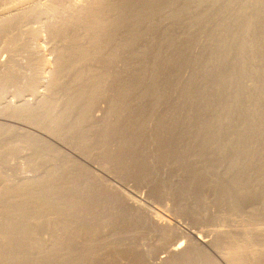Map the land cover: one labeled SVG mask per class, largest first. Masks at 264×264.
Returning a JSON list of instances; mask_svg holds the SVG:
<instances>
[{
	"label": "bare ground",
	"instance_id": "bare-ground-1",
	"mask_svg": "<svg viewBox=\"0 0 264 264\" xmlns=\"http://www.w3.org/2000/svg\"><path fill=\"white\" fill-rule=\"evenodd\" d=\"M91 1H93L91 6L84 7V4H81L84 3V1L79 3V0H76V2H72L71 4L68 0H0V43L2 44V42H4L3 47L7 51L8 55L7 59H5L4 61L0 60V264H68L70 262H72V264H75L78 262H75L74 260L64 262V259L62 263L60 262L61 258L59 259V254L62 251L73 255L75 249H77L76 246L80 242L78 241V244L75 246L73 244L74 237L69 236V234L73 232V230L70 231L72 227L69 224V222L71 223L72 221L71 216H69L70 221L68 223L63 220L66 224H63V237L60 236V238L57 237V239H54V237H51L52 233L48 232L49 237L47 236L48 239L45 238L44 241L42 240L43 238L41 237V232L44 231L43 229H48V231H51L54 227V220L51 221V219L49 218V214L52 215L54 213L53 211H55L56 199H59L57 198L59 194L56 192L54 175L57 174L62 165L59 166L58 162L61 161L59 157V161L54 158L53 154L57 153V149H55L53 145V139L58 138L57 140L61 142V131L64 132V130H70V132H72V129H78L77 126L73 124H68L69 126L66 127L67 119L70 117L69 116L67 118L69 113L71 114L72 111H76V114H78V116L81 115L82 119H84L83 116L85 114H88L87 111L89 109V106L86 107V103H89V101L92 100L94 92L96 91L95 89H98V87L96 80L94 78H91V72H93V69L90 67V65L87 64V62L90 61V59L94 55L100 54L101 43H104L105 45L106 43L110 44L112 37H114L113 30L117 28V25L127 21V17L124 16V12L128 10H125L127 6L124 7L123 5H121L122 3H120V5L117 3L116 5L106 6L105 10L107 11V13L108 11H118L120 12L119 14H122L121 12L124 11L123 15L118 16L119 20H109L108 23L103 26L104 24L102 25L100 23V1L102 0ZM138 1L139 5H135L134 8L136 10L134 12L137 14H142V18H144L147 17L145 15H147L148 13H145V10L147 9L146 5H150L153 1V3L156 4L160 0ZM211 1L213 3L216 1L219 2V0ZM125 2L126 3L124 4L127 5L128 1ZM205 2L206 1H203L204 5ZM129 3L133 5L137 3V0H130ZM162 4L164 3H161V5ZM231 4L233 3L231 2ZM256 4L258 3L256 2ZM235 5L238 6L237 3ZM102 6L104 7L105 5ZM248 8L247 6L241 8L243 14L242 17H239V19L231 20V18L228 16L230 20L227 21L226 25L230 26L231 29L227 32L226 35H228L229 38L228 40L225 39V42H223V45H221L224 48V60L225 62H227V67L226 69H224L225 71L219 72L221 74V78L223 79V81H225V88H223L225 89L224 92H226L223 104L224 107L222 108L221 106V108L223 109L222 111H224V115L221 114L222 116H224L223 119L221 118L223 122L218 120V123L214 125L211 124V128L205 127L204 125L203 128L192 129L190 133L187 132L189 134L188 136H190L189 140L166 144L158 148L164 150L163 152L167 155L168 159L170 158L173 163H175V166H178L182 171L183 177L188 179L190 182L195 183V187L197 185V187L203 188L204 186L205 188H209L213 193L217 195L218 199L220 198L219 200H222L226 203V206H228L229 210L241 216V218H243L244 220L246 218H249V220L251 221L248 224L252 226H250L251 228L249 227L252 230L251 237L247 239L240 238L242 237L241 234H237L243 230L242 227L244 225L242 226V221L240 222L241 225L239 224V226L242 227L233 225L231 226V230H228V228L230 229V225L228 226V228H225L227 229L226 231L223 227H221V231L210 230V227L212 226H210L211 224L209 223V230L206 229L205 231V228H203L204 231L203 229H201V231L187 230V232L185 233L183 231L182 234V231L180 233L177 231V229L179 230V228H177L178 226L175 225L176 221L172 219V217H169L168 215L162 216L160 215L162 213L161 211L160 214L157 211H154L156 208L161 210V207L150 209L153 207V204L147 202L139 195L133 193V196L131 195L132 197L129 198L128 195L130 194H128L126 196V199L123 198V200L122 197L121 199H119V196L117 197V195L115 196V194L113 195L112 193H108V191H100V206L98 205V207H100V210H102L103 212L101 216L102 219L100 220V257L102 256L107 258L106 256L117 253L116 251L119 247L116 246V242H112L114 241V239L111 241V239L109 240L104 238V230L106 231V228H110L112 229V231H115L113 230L117 223V221L115 220L122 218L128 219L129 217L130 220H132L131 218H134V221H149L147 222V224L150 223L156 225L160 233L158 234L160 235L162 240L161 245H157L160 246L159 250L155 251V253L150 250H152L151 245H154L156 242L153 243L152 241V244L150 245V242L147 243L143 241V239H141L142 241L139 240L141 242L132 245L133 247L131 246V243L133 242H128L130 243V245L129 249L127 248V253H129L131 257L134 254V258L136 262H138L136 264H146L145 262L148 261H153V263L155 264L156 262H164V264H216L211 260L212 258L210 259V257L207 256V254L205 255L204 253L202 254L197 252L199 251L197 250L199 249L198 246L200 248L211 247V241L214 235V238H218L219 236L222 237V239L218 238L219 241L217 239L218 243L222 241L228 242L225 243L226 245L229 244L228 250L226 249L228 253L227 256L225 254V259L229 264H248L250 258H253L252 256L258 252L256 251L257 248L255 243L259 240L261 241V239H263V241L261 242H264V222H261V220H259L258 218L262 213L259 212V209H256L258 208V205L264 206V71H262L264 65L261 66V63L263 61L262 57L264 56V46H262V43L264 42V27L259 28L260 26H258V22L256 19L258 18V15H251L252 10H248ZM203 11L206 12L205 9ZM249 11L250 13L247 14V12ZM154 12L155 11H153V13ZM256 12H258V9ZM87 13L89 14L88 16H90L89 18L88 16L86 18ZM227 13H224V15ZM213 18L215 20V17ZM127 19L129 20V18ZM206 19L208 20L209 18L205 17V20ZM34 23H39L40 27H35L38 24L35 25ZM32 24H34V26ZM217 26L215 25V27ZM78 29H84L87 32L86 35L89 36V39L87 38V43L82 40L83 38L79 34ZM40 30L44 31L43 33L45 35L47 33L48 38H50V41H48L51 42V46H53L52 41L62 42L59 49L56 48L55 50V48H53V51H55L56 54H52L53 51H51L50 53L48 52L50 50H47V52L50 54V57L47 58L45 57V53L42 52L45 47L43 46L44 48L42 50L39 48V40L42 38H44L45 40V38L47 37H45V35L41 33V38L37 40L39 38ZM215 34L218 35V32ZM235 35L238 39L235 38ZM101 36L103 37V39H100ZM49 42H46L44 45ZM42 43H44L43 40ZM57 45L58 43L56 44V46ZM51 46L49 48H51ZM217 47H219V45ZM216 53L217 52H215V54ZM209 61H211V59ZM214 73L213 75H211L214 76ZM69 79L73 81V84L71 83L73 87L71 88L70 85L67 84V81ZM7 91H12V94L7 95ZM216 93L219 94V92ZM220 95L218 96V98L220 97ZM219 105L218 108H220ZM120 111L122 110L120 109ZM95 115L96 114H94V116ZM75 118L79 119L80 117ZM82 126L84 127L83 124ZM85 128L84 130H86ZM82 130L83 129L79 131ZM54 132L56 133L54 134ZM82 133H84V131ZM223 133L227 134L226 138ZM85 138H83V140H85ZM79 141L80 140H78L77 143ZM74 159L76 158L74 157ZM69 164H71V162ZM66 167L69 168L68 164ZM60 172L62 171L60 170ZM61 176L62 174L59 177ZM74 176H77V174ZM158 192L161 193V191ZM81 193L82 191L80 192V194ZM204 195L205 194H203V196ZM88 196L79 195L76 193L72 194V192L71 194H66V197L64 199L66 206L60 208V210L63 212H68V210L72 209L79 212L81 208L87 207V209H89L88 206L91 205L90 200L92 201L93 199H87L86 197ZM61 200L63 201L62 196ZM141 208L145 209L142 210ZM146 209L149 210L147 214ZM65 213L66 212H64V214ZM90 213L91 212H89V214ZM78 217L75 214L73 220L79 219ZM143 217H145V220H143ZM80 218H82V216H80ZM237 218L239 219V217ZM247 226L246 229L248 230ZM222 228L224 229V231H222ZM198 229L200 230V228ZM80 230L78 231L77 229L79 233ZM233 230L234 232H231ZM90 231L87 232L89 233V236ZM244 231L246 230H243V232ZM108 232L110 233L111 230H109ZM158 234L156 233L155 236ZM174 234L175 236H172ZM244 235L246 236V234ZM144 238L149 237L145 236ZM156 240L161 241L160 239ZM120 241H118V245L121 244ZM128 241L130 240L128 239ZM190 241L197 246H195L197 249H192L194 246L189 247ZM217 241L215 242L217 243ZM260 241L259 243H261ZM125 244L123 245L125 246ZM91 245H93V242L91 243ZM218 245L220 244H216V248H218ZM221 245L220 247L222 248L223 244ZM254 245L256 249L254 248ZM130 246L132 248H130ZM257 246H261V244ZM92 247L93 246H91L90 248L86 247V249L88 250L80 260L89 259V253L97 251V249L94 250L95 248H93L92 250ZM122 249L125 250V248ZM149 251L150 253H152V256L149 254ZM122 252L124 254V251ZM127 253L125 251L126 256ZM215 253L219 257L224 258V253H221L220 250L219 252L216 251ZM259 256L261 257V254ZM68 259H70V256ZM257 260L255 259V261ZM258 261H260V258ZM79 262L77 264H79ZM253 262L254 260L252 261L251 259L250 263ZM81 263L82 262H80V264Z\"/></svg>",
	"mask_w": 264,
	"mask_h": 264
},
{
	"label": "rangeland",
	"instance_id": "rangeland-1",
	"mask_svg": "<svg viewBox=\"0 0 264 264\" xmlns=\"http://www.w3.org/2000/svg\"><path fill=\"white\" fill-rule=\"evenodd\" d=\"M68 1H70V4L72 2H76V0H68ZM80 1L81 0H79V3L84 1V3H81V4H84V7L91 6L93 2L91 0L89 1L86 0V2L85 0L81 2ZM125 1H128L127 5L124 4L126 3ZM129 1L130 0H118V1L117 0H109V1L102 0L100 1V8H101L100 9V23L102 25L104 24L103 26H105V24H107L109 20L110 21L119 20L118 16L123 15L124 11L121 12L122 14H119L120 12L118 11H108L107 13V11L105 10L106 6L116 5L117 3L119 5L120 3H122L121 5H123L124 7L127 6L125 10L126 9L128 10L124 12V16L129 18V20L126 18L127 20L126 22L128 21L129 22L118 24L117 28L113 30L114 37H112L110 44L106 43L105 45L104 43L103 44L101 43L102 45L100 44V54H97L99 56L94 55L91 58L92 60L90 59V61L87 62V64L90 65V67L93 69V72H91L92 73L91 78H94L96 80L98 89L97 88L95 89L96 91L94 92L92 100H90L89 103L87 102L88 104L86 103V107L89 106L90 110L88 109L87 111L88 114H85L83 116L84 119H82L81 115L78 116V114H76L77 113L76 111H72L73 113L71 112V114L70 113L68 114L67 118L69 116L70 117L67 119L66 127L69 126L68 124H71V125L73 124L77 126L78 129H72L71 130L72 132H70V130H67V131L64 130V132L61 131L60 138H61L62 143L57 140L58 138L56 139L52 137L54 138L53 145L55 149H57V153L53 154L54 158H56L58 161L60 159L61 161L58 163H59V166L62 165L59 171L57 172V174L54 175V182L56 184L55 185L56 192L59 194L57 198L59 199H56L55 211H53L54 213L52 215L49 214V218L51 219V221L54 220L53 221L54 227L52 228L53 232L52 230L48 231V229H43L44 231L41 232V234L43 235V236L41 235V237L43 239L42 238L41 239L42 240H44L45 238L48 239L49 237L48 232L52 233L51 237H54V239L55 238L57 239V237L60 238V236L63 237L64 225H66L64 221L68 223L70 221L69 216H71L72 221L71 223L69 222V224L72 227L70 231L73 230V232L70 233L69 236L74 237V239L73 238L72 239L74 240L73 244L75 246L78 244L77 242L80 241L79 244L76 246L77 249H75V252L73 253V255L66 253L65 251H62L59 254V259L61 258L60 262L62 263H63V260L65 259L64 262L74 260L75 262L77 261L82 262L81 264H89V263L90 264H115V263L116 264H121V263L122 264H136L138 262H136L134 258V254L131 257V255L127 253V251L129 249V245L131 242H133L131 243V246H132L134 244H138L139 242H141L142 241L141 239H143V241L147 243L150 242L149 243L150 245L152 244L151 243L152 241L153 243L155 242L157 243V244L155 243L154 245H151L152 250L150 251L155 253V251L159 250L160 246H157V245H161L162 240L159 235L160 234L159 229L156 225L150 224V223L147 224V222L149 221L147 222L134 221L133 220L134 218H131L133 220L132 221L130 220V217L129 218L127 217L128 219L126 218L117 219L116 218L117 220L115 221H117V223H116L115 228L113 229L115 231H112V229L110 228L109 229L106 228V231L104 230L103 236L106 239H109V240L111 239V241L114 239V241L112 242L113 243L116 242V246H119L116 251L117 253H114L110 256H106L107 258L102 257V256L100 257V244H99L100 243V220L102 219L101 216L103 214L102 210H100V207H98V205L100 206V201H99L100 191H105V192L108 191V193H112L113 195L115 194V196L117 195V197L119 196V199H121V197L122 199L123 198L126 199V196L128 194H130L128 195L129 198L133 196V193L139 195L147 202L153 204V207L150 209H154L155 207H158V208L161 207L160 208L161 210L156 208L154 211H157L159 214L161 212L164 213V214L162 213L160 214L162 216L168 215L169 217H172V219L176 221L175 225L178 226V227L177 226L175 227L179 228V230L176 228L177 231L179 233L182 231L181 232L182 234H183V231L185 233L187 232V230L201 231V229L203 228H205V231L206 229L209 230L208 226L210 224H211L210 226L213 227L212 229V227L209 226L210 230H220L221 227L225 229V228H228L229 225H230L229 226L230 229L228 228V230H231L232 229L231 226L233 225L239 226L240 222L242 221L241 222L242 226L243 225L244 226L243 227L239 226V227H242L243 230H246L247 232L244 231L246 232L244 233L242 230L240 231V233H237V234H241L242 237L240 238L247 239L251 237L252 230L250 228L252 226L248 224L251 221L249 220V218L248 219L246 218L244 220L243 218H241V216L229 210L228 206H226V203L222 200H219L220 198L218 199L217 195L213 193L209 188H205L204 186L203 188L197 187V185L195 187V183L190 182L188 179L183 177L182 171L179 169V167L175 166V163H173V161L170 158L168 159L167 155L163 152L164 150L159 149L158 147L166 145V144H170V143L189 140L190 136H188L189 134L187 132L190 133L192 129L203 128L204 125L205 127L211 128V124L214 125L218 123L219 121L223 122L222 119L224 118V116L222 115H224V111H222L223 110L222 108L224 107L223 104H224V97L226 96V92H224L225 91L224 89L225 81H223V79L221 78V74L219 72L221 71L224 72L225 71L224 69H226L227 67V62H225L224 60L225 59L224 50H223L224 48L221 45H223L222 43L225 42V39L228 40L229 38V36L226 35L227 32L231 29L230 26L226 25L227 21L230 20L228 16L231 18V20L239 19V17H242V14H243V11H241V8L246 7V6L248 8L249 6L248 10L250 9L254 11L256 9L254 11L255 13L251 11V15L252 14L258 15L257 16L258 18L256 19L258 22L257 23L258 26H260L259 28L264 27L263 25L264 24L263 22L264 21V17H263L264 16V13H263L264 12V0L262 1L261 0H253V1L252 0H248V1L247 0H230V1L228 0L229 2L227 0H219V2L216 1L214 3L211 0H160L158 2L159 4L158 3L155 4L153 3L154 2L153 1L151 2L150 5H146L147 9L145 10V13L148 12L149 15L147 13V15H145L147 17H144V18H142L143 17L142 14H137L134 12L136 10L134 7L136 4L139 3V1L137 0V3L133 5H131ZM203 1H206L205 2L206 6L204 5ZM231 2L233 4H231ZM256 2L258 4H256ZM161 3H164V4L161 5ZM236 3L238 6L235 5ZM102 5H105V6L103 7ZM203 8L205 9L206 12L203 11L204 10ZM257 9H258V12H256ZM152 10L155 12L153 13ZM220 11H223V12H220ZM199 13L201 16L199 15ZM215 13H217L218 15ZM224 13H227L228 15L227 14L224 15ZM249 13L250 11L247 12V14ZM88 15L89 14L87 13L86 18ZM89 17L90 16H88V18ZM205 17L209 19L205 20ZM213 17H215L216 21L214 20ZM211 20H213L215 24ZM34 24L35 25L38 24L35 27H38V26L40 27L39 23H34ZM34 24L32 25L34 26ZM215 25L216 26L218 25V26L215 27ZM78 31L81 37L83 38L82 40H84V42L87 43L89 39L88 38L89 36L86 35L87 32L84 29H78ZM83 31L85 34L83 33ZM43 32L44 31L40 30L39 38L37 40L41 38V33L44 34ZM217 32H218V35L215 34ZM46 36H47V33L45 37ZM215 37L218 39H216ZM46 38H48V36ZM46 38L45 40L44 38L40 39L41 40V41L39 40L40 44L39 42L38 44L40 45L39 48L41 50L45 47L42 50V52L45 53V57L47 58V57H50V54L48 52L51 53V51L54 50L53 48H55V50L56 48L59 49L61 47L62 42L52 41L53 46H51L50 44L51 42H49L50 38L48 39ZM101 38L103 39L102 36L100 37V39ZM235 38H237L236 35H235ZM42 40L44 43H42ZM217 40H219L220 42ZM46 42H49L46 44L47 46L44 45ZM55 43L56 44L58 43V45L56 46ZM263 44L264 42L262 43V46H264ZM218 45L219 47H217ZM3 46H4V42H2V44L0 43V60L2 61L7 59V56H8L7 51L4 49ZM50 46L51 48H49ZM47 50H50V51L47 52ZM215 52L217 53L215 54ZM54 53L56 54L55 51L52 52V54ZM210 59L211 61H209ZM262 59L263 61L261 63V66L264 65V56L262 57ZM262 71H264V66H263ZM216 72H217V75H216ZM213 73H214V76H212ZM71 83L73 84V81L69 79L67 81V84L70 85V88L73 87ZM212 90H214L215 92ZM216 92H219V94H217ZM6 94L11 95L12 91H7ZM219 95L220 97L218 98ZM218 105L220 106V108H218ZM120 109L122 111H120ZM89 113H90V116H89ZM94 114L96 115L94 116ZM75 117L77 118L80 117V118L76 119ZM81 120H84L85 122ZM82 124L84 125V127L82 126ZM84 128L86 130H84ZM81 129L83 130L79 131ZM83 131L84 133H82ZM55 133L56 132H54V134ZM226 133H223L225 135V138L227 135ZM82 134L85 136H83ZM80 136L83 138L86 137L85 140H83V138H81ZM78 140L80 141L77 143ZM59 153H60V156H59ZM74 157L76 159H74ZM68 162L69 163L71 162V164H69ZM67 164L69 168L66 167ZM60 170L62 172H60ZM61 174L62 176L59 177ZM76 174L77 176H74ZM180 174L182 177L180 176ZM81 191L82 193L80 194ZM158 191H161V193ZM71 192L72 194L76 193V194L84 195V196L85 195L88 196L90 193V195L86 197L87 199H93L92 201L90 200L91 205L88 206L89 209H87V207L81 208L79 212L71 209L73 212L71 210H68V212L64 211L66 212L64 214V212L61 211L60 208H63L66 206L64 199L66 197V194L67 195L71 194ZM203 194H205L204 195L205 197L203 196ZM61 196L63 197V201L61 200ZM96 201H99V202H96ZM203 201H207V202H203ZM191 205L193 208L191 207ZM257 207L258 208L256 209L257 210L259 209V212L262 213L261 215H259L258 218L259 220H261V222H264L263 221L264 220V213H263L264 210H262L264 209V206L258 205ZM141 209L144 210L145 208L144 209L141 208ZM57 210H60V211H57ZM88 211L91 213L89 214ZM148 212L149 210L146 209V214ZM75 214L77 215V217L79 216L78 217L79 219L73 220ZM63 215L66 219L63 217ZM80 216H82V218H80ZM237 217H239V219ZM143 218H144L143 220H145V217ZM81 220H83L84 222ZM118 225L119 226L121 225V226L119 227ZM245 225L246 226L249 225L247 226L248 230L246 229ZM198 228H200V230ZM223 228H222V231H224ZM77 229L78 231L81 229L80 233L77 231ZM109 230H111L110 233L108 232ZM226 230L227 229H225V231ZM76 231L78 232V234ZM89 231H90V236H89V233H87ZM153 231H156V232H153ZM231 232H234V230ZM156 233L157 234L159 233V234L155 236ZM153 234L155 237L153 236ZM244 234H246L247 237ZM145 236L149 238H144ZM172 236H175V234ZM214 237L215 235L212 237V241H213V242L211 241L212 246L209 248L208 247L200 248L198 246L199 249H197L196 248L197 246L194 245L193 242L191 241L189 243V247L194 246L192 249L195 250L196 248L197 250H199L197 251L198 253H202V254L204 253L205 255L207 254V256L210 257V259L212 258L211 260L216 264H229L225 259L228 253L227 250L229 248V244L227 245L225 244L227 241H224V242L222 241L223 243L222 242L218 243L219 241L218 238L222 239V237L220 236L218 238L217 237L214 238ZM93 239L95 240V242ZM128 239L130 241H128ZM156 239H160L161 241L156 240ZM118 241H120L121 244L118 245L117 244L119 243ZM215 241H217V243ZM259 241L255 243L256 248L258 250L255 248V245H254V248L258 252L252 256L253 258H250L249 263L251 262V259L252 261L254 260V262L250 264H258V262L259 264H261L263 262V258H264L263 252L264 251L262 250H264V242H261L263 241V239H261L260 241L261 243H259ZM92 242H93V245H91ZM123 244H125V246ZM216 244H220V245L223 244V247L221 248L220 245H218V248H216ZM259 244H261V246H257ZM91 246H93L92 250L93 248H95L94 250L97 249V251L89 253V256L87 254L89 259L80 260L82 256L85 254V252L88 250L86 249V247L90 248ZM131 246L130 248L133 247ZM225 246H228V247H225ZM121 247L125 248V250L122 249ZM119 248H121L122 251H124V254ZM217 249H219L221 253H224L223 254L224 258L219 257L215 253L216 251L219 252V250ZM125 251L127 253V256L125 254ZM150 251H149V254L151 255L152 253H150ZM95 252L97 253V255ZM259 253L261 254V257L259 256L260 255ZM122 254H123V257H122ZM68 255L70 256V259H68L69 258ZM257 258L258 260L260 258V261H258ZM255 259L257 261H255ZM148 262H145V263L155 264L153 263V261L152 262L148 261ZM162 263L164 264V262H156V264H162ZM68 264H72V262Z\"/></svg>",
	"mask_w": 264,
	"mask_h": 264
}]
</instances>
